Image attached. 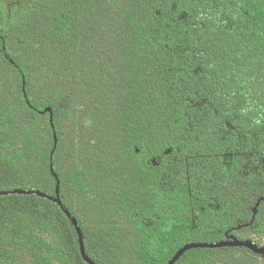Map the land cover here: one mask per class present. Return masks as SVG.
<instances>
[{
  "label": "trees",
  "instance_id": "1",
  "mask_svg": "<svg viewBox=\"0 0 264 264\" xmlns=\"http://www.w3.org/2000/svg\"><path fill=\"white\" fill-rule=\"evenodd\" d=\"M0 264H264V0H0Z\"/></svg>",
  "mask_w": 264,
  "mask_h": 264
},
{
  "label": "water",
  "instance_id": "2",
  "mask_svg": "<svg viewBox=\"0 0 264 264\" xmlns=\"http://www.w3.org/2000/svg\"><path fill=\"white\" fill-rule=\"evenodd\" d=\"M9 193H20V194H29V193H36V194H39V195H42L44 197H47L49 199H52L56 202H59L58 198L56 197H53V196H50V195H47L45 193H43L42 191H39V190H26V189H22V188H14V189H11V190H3V191H0V194H9ZM228 245H250L249 243H241L239 241H236V240H232V241H223V242H219V243H215V244H209V243H190V244H187V245H184L182 248H180L178 250V252L175 254V256L170 259L168 261L167 264H174L182 255L183 253L192 248V247H220V246H228ZM256 251L264 254V248H257V247H254Z\"/></svg>",
  "mask_w": 264,
  "mask_h": 264
},
{
  "label": "rangeland",
  "instance_id": "3",
  "mask_svg": "<svg viewBox=\"0 0 264 264\" xmlns=\"http://www.w3.org/2000/svg\"><path fill=\"white\" fill-rule=\"evenodd\" d=\"M262 248H264V244L262 245ZM263 258H264V256H263Z\"/></svg>",
  "mask_w": 264,
  "mask_h": 264
}]
</instances>
